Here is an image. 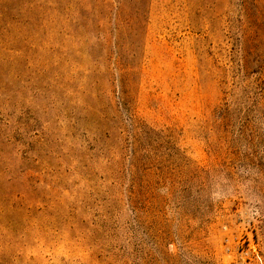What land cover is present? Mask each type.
Returning a JSON list of instances; mask_svg holds the SVG:
<instances>
[{
	"label": "rangeland",
	"instance_id": "obj_1",
	"mask_svg": "<svg viewBox=\"0 0 264 264\" xmlns=\"http://www.w3.org/2000/svg\"><path fill=\"white\" fill-rule=\"evenodd\" d=\"M250 247L264 264V0H0V264Z\"/></svg>",
	"mask_w": 264,
	"mask_h": 264
},
{
	"label": "built area",
	"instance_id": "obj_2",
	"mask_svg": "<svg viewBox=\"0 0 264 264\" xmlns=\"http://www.w3.org/2000/svg\"><path fill=\"white\" fill-rule=\"evenodd\" d=\"M250 249H252V252H254L255 259L257 260V262H259L261 264V259H260L259 255L255 252L254 247H250ZM247 253H248V250H244L241 252V254H244V255H247Z\"/></svg>",
	"mask_w": 264,
	"mask_h": 264
}]
</instances>
